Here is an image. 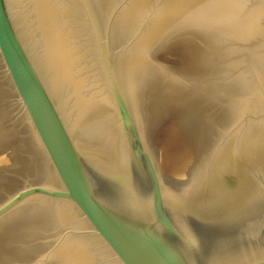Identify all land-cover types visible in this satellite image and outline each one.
<instances>
[{"label":"water","instance_id":"1","mask_svg":"<svg viewBox=\"0 0 264 264\" xmlns=\"http://www.w3.org/2000/svg\"><path fill=\"white\" fill-rule=\"evenodd\" d=\"M0 264H264V0H0Z\"/></svg>","mask_w":264,"mask_h":264}]
</instances>
